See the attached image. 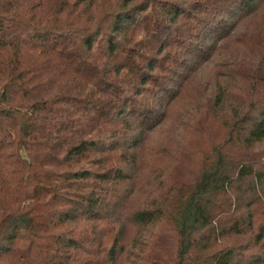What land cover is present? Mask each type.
Listing matches in <instances>:
<instances>
[{"label":"trees","instance_id":"16d2710c","mask_svg":"<svg viewBox=\"0 0 264 264\" xmlns=\"http://www.w3.org/2000/svg\"><path fill=\"white\" fill-rule=\"evenodd\" d=\"M109 2L0 0V264H164L128 236L166 218L172 264H264V95L175 202L131 211L123 190L175 86L264 0ZM248 233L258 254L218 243Z\"/></svg>","mask_w":264,"mask_h":264},{"label":"rangeland","instance_id":"374dc122","mask_svg":"<svg viewBox=\"0 0 264 264\" xmlns=\"http://www.w3.org/2000/svg\"><path fill=\"white\" fill-rule=\"evenodd\" d=\"M94 1L97 9L110 7L109 0ZM260 14V18L243 21L228 30L212 52L196 60L185 80L186 86H175L172 94L177 96L168 108L166 119L148 133L140 163L132 168L136 174L133 182L123 189L131 192L128 199L131 211L167 200L169 204L175 202L178 189L193 183L213 161V148L226 139L228 123L235 116L243 118L250 104L257 103L264 95V81L254 83L252 74L248 73L259 62L263 63L264 71V6ZM222 95L224 105H217ZM252 154L264 166V141L255 145ZM134 238L145 245L130 248ZM177 240L173 222L166 218L145 229L132 227L128 247L130 252L161 257L164 264H172L177 256ZM220 242V245L241 243L247 247L246 255L259 253L250 233L232 234Z\"/></svg>","mask_w":264,"mask_h":264}]
</instances>
